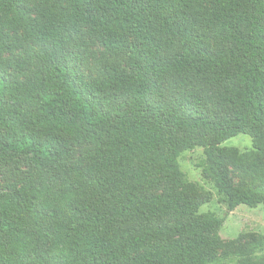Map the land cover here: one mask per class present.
I'll use <instances>...</instances> for the list:
<instances>
[{"label": "trees", "instance_id": "trees-1", "mask_svg": "<svg viewBox=\"0 0 264 264\" xmlns=\"http://www.w3.org/2000/svg\"><path fill=\"white\" fill-rule=\"evenodd\" d=\"M197 148L230 212L264 206V0H0V264H218Z\"/></svg>", "mask_w": 264, "mask_h": 264}, {"label": "rangeland", "instance_id": "rangeland-1", "mask_svg": "<svg viewBox=\"0 0 264 264\" xmlns=\"http://www.w3.org/2000/svg\"><path fill=\"white\" fill-rule=\"evenodd\" d=\"M18 37V35L11 34L12 42H18ZM85 42L88 49L83 56V71L87 79H92L101 75L104 62L114 61L115 58L106 55L104 48L97 41L86 37ZM28 46L31 44L26 43L23 47L27 48ZM201 88L209 97L214 96V92L210 89L205 86ZM222 146L237 148L241 152H246L253 148V141L249 136L239 135L226 141ZM205 160L204 149L197 148L183 153L179 158V164L187 180L196 183L203 190L212 194L211 203L203 206L200 212L224 220L220 231L224 247L218 252V264H238L239 260L234 256L235 251L247 248L251 242L260 238L264 241V206L255 209L240 206L235 211L230 212L224 196L218 194L213 183L203 176L201 165L205 163ZM262 256H264V249L256 254L257 258Z\"/></svg>", "mask_w": 264, "mask_h": 264}]
</instances>
